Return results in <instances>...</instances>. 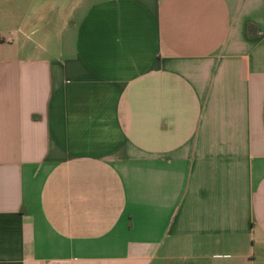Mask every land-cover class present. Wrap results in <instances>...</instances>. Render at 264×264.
I'll return each instance as SVG.
<instances>
[{
    "label": "crops",
    "instance_id": "obj_1",
    "mask_svg": "<svg viewBox=\"0 0 264 264\" xmlns=\"http://www.w3.org/2000/svg\"><path fill=\"white\" fill-rule=\"evenodd\" d=\"M0 264H264V0H0Z\"/></svg>",
    "mask_w": 264,
    "mask_h": 264
},
{
    "label": "trees",
    "instance_id": "obj_2",
    "mask_svg": "<svg viewBox=\"0 0 264 264\" xmlns=\"http://www.w3.org/2000/svg\"><path fill=\"white\" fill-rule=\"evenodd\" d=\"M255 30H256V28L254 26H252V25L248 26V35L250 38H256L257 33Z\"/></svg>",
    "mask_w": 264,
    "mask_h": 264
}]
</instances>
